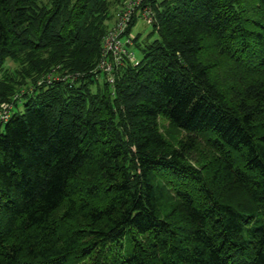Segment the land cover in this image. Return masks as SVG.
Masks as SVG:
<instances>
[{
	"label": "trees",
	"instance_id": "trees-1",
	"mask_svg": "<svg viewBox=\"0 0 264 264\" xmlns=\"http://www.w3.org/2000/svg\"><path fill=\"white\" fill-rule=\"evenodd\" d=\"M125 1L0 0V264H264V0H146L111 84Z\"/></svg>",
	"mask_w": 264,
	"mask_h": 264
},
{
	"label": "built area",
	"instance_id": "built-area-1",
	"mask_svg": "<svg viewBox=\"0 0 264 264\" xmlns=\"http://www.w3.org/2000/svg\"><path fill=\"white\" fill-rule=\"evenodd\" d=\"M146 0H126L117 12L114 24L108 29L102 45V57L99 68L105 72L111 84L116 81L115 71L122 66L126 59L135 61L133 52L134 38L132 32L128 33L134 16L141 11L147 23L152 24L154 20L152 10L144 5ZM0 109V119H7L11 106L3 104Z\"/></svg>",
	"mask_w": 264,
	"mask_h": 264
},
{
	"label": "rangeland",
	"instance_id": "rangeland-1",
	"mask_svg": "<svg viewBox=\"0 0 264 264\" xmlns=\"http://www.w3.org/2000/svg\"><path fill=\"white\" fill-rule=\"evenodd\" d=\"M120 8L121 7H119L115 11V13H114V15L110 21V27L114 24L116 16H117V12L119 11ZM139 12H141V11L138 10L137 16H139V17H138L137 23L135 24V26L132 30V34L135 37L138 35L140 42H142L146 39L151 40V39L155 38L156 34H152L153 26L151 24L147 23V21L143 18V15ZM134 42H135V38H134ZM132 50H133L134 55H135V61L139 60L142 57L141 50L136 46H134ZM211 60H212V63L214 62V63H216L217 66L220 67V68H218L217 71H218V74L221 75V78H223V76L225 77V74H223L222 72H226L228 74H231L234 72V71H232V67L229 64V63H231L230 60L225 58V56L220 57L219 55H213V56H211ZM9 65L12 67L14 66L11 61H10ZM98 69L101 72H103L101 70V68L98 67ZM115 77H116V75H115ZM22 103H23V101L21 103H19L17 108L23 109ZM159 123H160V130L162 131V133L165 134L170 139L180 138V136L190 137L186 134V132H183V131H180L179 129L174 128L170 124L168 119H166L165 117H162L160 119ZM197 142L198 143H195L196 145L194 147L189 149V152L187 154H188V159L191 161V164H193L196 167H201V165H203V163H204L203 162L204 159H206L208 157L209 152H208V148L205 146V142L203 140L197 139Z\"/></svg>",
	"mask_w": 264,
	"mask_h": 264
}]
</instances>
